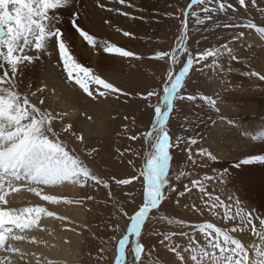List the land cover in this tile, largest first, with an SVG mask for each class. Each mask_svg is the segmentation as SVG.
I'll return each instance as SVG.
<instances>
[{
  "label": "rangeland",
  "instance_id": "rangeland-1",
  "mask_svg": "<svg viewBox=\"0 0 264 264\" xmlns=\"http://www.w3.org/2000/svg\"><path fill=\"white\" fill-rule=\"evenodd\" d=\"M190 3L191 0H125V3L119 0H70L67 6L60 7L61 11L50 10V23L61 30V39L69 45L79 38L98 61L93 65L85 62L84 67L120 89L119 92L109 93L107 98L93 101L74 84V80L71 82L80 92L77 106L88 110L89 101L106 104V132L102 137L94 136L91 143H84V139L79 140L70 131L64 132V126L69 123L67 118L57 116L62 113L54 112V108L49 106L52 102L49 92L53 90L63 94L66 91L63 84L69 82L55 39L47 51L37 53L34 49L26 50L29 55H38L39 59L21 65L13 77L17 85L15 90L21 97L27 96L30 104L57 116L53 120V129H58V132L54 131L59 134L60 141L68 149L77 148L76 154L80 153L82 160L88 157L90 163L87 165L91 166V171L108 183L107 188L92 181L83 188L75 186L79 193L75 201H80L75 206L82 210L84 217L75 220L64 216L67 219L63 222L54 219L62 234L70 237L72 232L80 237V252L75 264H115L117 241L127 233L129 217L143 203L141 171L148 154L154 151L155 140L149 142L147 133L152 132L155 123V108L163 106L164 88L171 84L169 74L174 79L189 58L193 64L173 102L166 125L171 140L168 187L164 190L161 205L149 213L142 227L140 239L144 251L139 264H193L190 259L193 249L203 247L211 251L208 239H214L215 233L206 239L199 229L200 225L208 223L220 226L221 231L232 239H239L250 251L248 259L252 257L255 261L257 250H264L261 236L254 237L252 241L248 238L252 230L244 232V229L240 233L237 228L240 223H248V219H251V224L260 225L255 215L264 220L261 215L264 213L257 210L255 203L245 202L253 206L252 211H247L246 220L238 218L236 221L226 212L233 217L228 219L226 213L220 212L217 204L211 201L214 199L218 203L220 199V192L217 193L213 184L221 181L227 188L228 183L224 174L220 177L216 175L217 165L229 161L238 163L245 145V131L249 133L254 125L264 129V62L257 59L254 52L246 60H240L235 49L240 40L250 41L252 33L260 35L257 23L264 19V4H255L256 10H259L255 16L249 7V0H244V4H240L239 0H210L209 9L216 10L208 13L204 11L203 4L189 9ZM221 3L225 4L223 11L219 10ZM63 8L70 12V16ZM74 18L81 30L84 29L82 22L89 23L86 27L89 34L97 39L96 47L88 45L79 35L73 25ZM229 29L232 34L227 31ZM125 32L130 35L125 36ZM260 36L264 42V35ZM183 37L186 39L182 40ZM101 42L131 51L135 56L107 54ZM173 52L175 63L171 55H166L164 59L156 58L158 53ZM233 63L239 66L233 68ZM96 89L104 90L102 86L90 85L94 94H98ZM148 93L154 94L148 96ZM188 96L195 99L188 100ZM229 130L238 134L239 141L225 137V132ZM255 138L247 140L249 145L264 143V137L261 141ZM192 140L196 143H190ZM121 179H131L132 183H116ZM44 203L28 206L45 207L50 211L49 202ZM66 205L62 204L63 207ZM243 234L245 241L240 239ZM216 254L219 255L218 249ZM126 259L128 264H136L130 250ZM31 261L29 264H34Z\"/></svg>",
  "mask_w": 264,
  "mask_h": 264
},
{
  "label": "snow or ice",
  "instance_id": "snow-or-ice-1",
  "mask_svg": "<svg viewBox=\"0 0 264 264\" xmlns=\"http://www.w3.org/2000/svg\"><path fill=\"white\" fill-rule=\"evenodd\" d=\"M119 2L125 3V0H119ZM209 2L210 0H191L189 9L203 4L206 13L215 11L216 9H209ZM239 2L244 4V0H239ZM69 3L70 0H0V252L16 253L21 259L24 258L25 253L11 245L5 247L7 241H26L27 233L40 229L42 216L62 222L67 218L57 216L45 207L19 209L8 207L7 197L10 193H19L21 186H25L27 191L34 193L43 201L53 205L61 203L70 205L74 203L73 200L43 195L41 186L55 187L69 184L83 188L89 181H92L95 185L108 187V183L93 173L84 160L76 154L77 149H68L60 141L59 134L53 130V120L67 113L54 116L50 111H41L40 108L29 103L27 96L21 97V94L15 90L13 77L20 70V66L39 59L38 55L27 54L26 50L34 49L37 53L47 51L55 39L70 83L74 80L83 93L93 101L107 98L109 93L120 91L112 83L93 74L90 68L78 63L71 54L68 43L61 39V30L51 25L50 10L67 6ZM99 6L103 7L102 4ZM224 9L225 4L221 3L219 10ZM123 14L126 15V13ZM208 18L211 19V16ZM73 25L76 26L75 18ZM76 31L88 45L97 46V39L88 31L81 30L78 26H76ZM124 35L128 36L130 33L125 32ZM101 43L103 51L107 54H117L120 57L135 56V53L111 43ZM166 55H171L175 63V52L158 53L156 58L164 59ZM192 64L193 60L189 58L174 79L171 73L169 74L171 84L164 88L161 101L163 106L155 108V123L152 125V132L147 133L149 142L155 140L154 151L148 154L141 171L144 180L143 203L138 211L129 217L130 226L127 228V233L122 234L117 241L115 264H128L126 259L128 250L133 254L136 264H139L141 259L144 251L140 239L142 227L149 213L161 205L164 190L168 187L171 140L166 130L167 121L173 108V102ZM93 84L102 86L104 90L96 89L98 94H94V91L90 90V85ZM153 94L148 93V96ZM180 98L184 99V97ZM187 99L193 100L195 97L188 96ZM40 103L43 104L44 101L41 100ZM210 103L214 104L215 101H210ZM88 119L90 120L91 117ZM23 121L27 122L23 123ZM71 128L72 125L69 123L63 131L68 132ZM77 138L81 141L84 139L82 135ZM132 138L135 139V137ZM190 143L194 144L196 141L192 140ZM116 183L127 185L132 183V180L121 179ZM75 203H80V201H75ZM225 215L228 219L233 218L227 213ZM241 220H245V217L242 216ZM247 222L252 223L251 219ZM260 224L264 225V220H261ZM199 229L206 239L212 233H215V238L208 239L211 251L204 248L193 249L190 257L193 264H213V262L214 264H249L248 252L239 239H232L226 232H222L219 227L211 223L200 225ZM258 235L264 239V232ZM131 237L135 239H130ZM221 237L223 238L222 243ZM28 242L36 243V240L33 238ZM217 249L219 255L216 254ZM177 255L179 256L178 252ZM256 256L257 259L252 264H264V250H257ZM0 264H12V262L9 257H3L0 258ZM37 264H40L39 260ZM48 264H53V262L49 261Z\"/></svg>",
  "mask_w": 264,
  "mask_h": 264
},
{
  "label": "bare ground",
  "instance_id": "bare-ground-1",
  "mask_svg": "<svg viewBox=\"0 0 264 264\" xmlns=\"http://www.w3.org/2000/svg\"><path fill=\"white\" fill-rule=\"evenodd\" d=\"M74 1L79 2V0H74ZM83 1L86 2V0ZM257 2L264 4V0H249V7L251 8L252 10L251 12L253 13V15L257 14L256 11H259L256 10L257 7L255 8L256 6L255 4ZM63 9L64 11L68 12L67 14L68 16H70L69 14L70 12L67 11L65 8ZM61 10H62L61 8L57 9V11H61ZM79 20H80V16L78 21ZM93 24L97 26L96 23ZM82 25L85 31L89 32L88 27H86L89 25V23L82 22ZM257 28L259 34L264 35V19L257 23ZM227 31H229V33L232 34L231 29ZM252 34L253 36L250 38V41L240 40L239 45H237L235 48L237 49L238 52L237 55L239 56L240 60L241 59L246 60V58L250 57V53L254 52L257 54V59L264 62V42H262L260 35H256L257 34L256 32ZM69 46L71 49V54L81 65L84 66L85 62L91 63L92 65L95 62H98L95 59V56H93V53L87 48L86 44H83L79 38H76L74 42L69 43ZM234 66L238 67L239 65L233 63V68ZM15 88H17L16 84H15ZM63 89L66 90L65 93L63 94H60L53 90L49 92L52 98V102L50 103L49 106H51V108H54L53 109L54 112H60L62 114L67 113V115L64 116L67 118V121L72 125V128L69 130L70 133L75 135L76 137L82 135L85 140L84 143H91V139H93L94 136L98 135L102 137L106 132V127H107L106 125L107 108L105 102H99L93 104L91 101H89L88 102L89 107L88 110H86L83 107L77 106L78 103L76 101L78 99L80 92L75 85L68 82V84L66 83L63 84ZM88 117H91V119L89 120ZM53 130H56L58 132V129H53ZM233 132L232 130L225 132V134L227 135L225 137L229 139H235L234 141L236 140L239 141L240 138L238 139V134L235 135L233 134ZM245 132H246L245 134L243 132V134L246 136L245 138H243V140H245V145H244V149H241L242 156L240 161L238 163L229 161L226 162L225 164L217 165L218 171L216 175L220 177L222 174H224L226 176V179L228 180V183L227 184L225 183L227 185V188H225V185L221 184V181L214 183L213 185L217 193L220 192L219 193L220 199L217 201L218 203H216L214 199H211L214 205L216 204L219 205L216 206V208L220 212L222 211L225 213L226 212L229 213V215L234 216L236 221H238V218L241 219L242 216L244 217L246 216V214L252 211L253 206L250 207L247 204H245V202L255 203V205H257V210L260 211L261 213H264V143L249 145L247 141L248 139L250 140L251 137H256L255 139L257 141H261L264 137V129L261 126L256 127L254 125L252 129L248 130L249 133H247V131ZM221 139H223V137ZM86 140H88V142H86ZM240 141H242V139ZM79 155L81 154L79 153ZM83 160L86 164L89 165L90 160L88 157H83ZM41 188L43 195H52L60 199L67 198L74 201V203L70 205H66L65 207L62 206L63 203L59 205H53L49 203L50 211L56 213L57 216H66L69 217L70 219H75V220H77V218L79 217L81 218V216L84 217V213L82 212V210H78V208L75 206V200H77L78 198L77 196L79 194L75 189V186L68 185V187L65 188L59 186H55V187L41 186ZM224 189L230 192L228 193L224 191ZM203 197L205 198L206 195ZM7 199L9 200L8 207L17 208V209L23 207H30L28 206L30 204L32 206L45 204L44 203L45 201L41 200L40 197L36 196L32 192L27 191L25 186H21V191L19 193H10ZM261 215L264 216V214ZM258 217L259 216L255 215L256 221L257 222L259 221L260 223L261 220H259ZM220 224L222 225V223ZM244 225H246V228ZM247 225H249V227ZM57 226L58 225L54 222V218L43 216L40 221V229L27 233L28 239L26 241L18 242V241L9 240L5 245V247L11 245L13 247L19 248L23 253H25L23 259H21L20 256L16 253L9 254L7 252H0V258L9 257L12 264H29V260L31 261V259L29 258L33 259V261H31L30 263L33 262L34 264H37L38 260L40 264H48L49 261L53 262V264H75L77 261V254L80 252V249L78 248V246L80 245V241H79L80 237L72 232L69 235L70 237H67L64 234H62L61 231H59ZM237 228L239 230L238 232L240 233L244 229H246L244 232H247V230H252L253 233H250V235H248V238L252 241L255 240L254 237L261 236L258 235L259 233L264 232V225L261 224L259 225L258 223H254V224L240 223V225ZM233 229H235V227ZM33 238L36 240V243L28 242ZM70 239L72 240L70 241ZM240 239L245 241V234H243L242 236L240 235ZM200 241L202 242L203 240ZM187 246L189 247V245ZM246 250L249 251L248 249ZM248 253H250V251ZM253 261L254 260L252 259V257H249V264H252Z\"/></svg>",
  "mask_w": 264,
  "mask_h": 264
}]
</instances>
